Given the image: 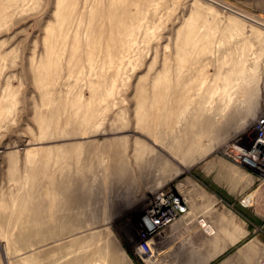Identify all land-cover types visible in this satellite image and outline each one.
I'll use <instances>...</instances> for the list:
<instances>
[{"label": "rangeland", "instance_id": "374dc122", "mask_svg": "<svg viewBox=\"0 0 264 264\" xmlns=\"http://www.w3.org/2000/svg\"><path fill=\"white\" fill-rule=\"evenodd\" d=\"M263 107L264 29L204 0H0V264H144L155 192Z\"/></svg>", "mask_w": 264, "mask_h": 264}, {"label": "crops", "instance_id": "0c3cea01", "mask_svg": "<svg viewBox=\"0 0 264 264\" xmlns=\"http://www.w3.org/2000/svg\"><path fill=\"white\" fill-rule=\"evenodd\" d=\"M225 1L235 9L264 17V0ZM252 49L248 40L236 48L242 60ZM203 150L187 152L188 160L196 157L195 161L180 164L170 177L167 188L186 197L187 210L138 241L144 264H260L264 255V178L221 148Z\"/></svg>", "mask_w": 264, "mask_h": 264}, {"label": "built area", "instance_id": "2783aa9c", "mask_svg": "<svg viewBox=\"0 0 264 264\" xmlns=\"http://www.w3.org/2000/svg\"><path fill=\"white\" fill-rule=\"evenodd\" d=\"M221 150L259 178H264V107L252 121L251 130L229 141ZM186 210L184 195L170 188H160L139 218L140 237L148 238L173 223ZM260 264H264V255Z\"/></svg>", "mask_w": 264, "mask_h": 264}, {"label": "water", "instance_id": "95a60500", "mask_svg": "<svg viewBox=\"0 0 264 264\" xmlns=\"http://www.w3.org/2000/svg\"><path fill=\"white\" fill-rule=\"evenodd\" d=\"M208 1L214 3L219 8H221V9H223L225 11L231 12V13H233V14H235V15L243 18V19H246V20H248L250 22H253L256 25H259L260 27L264 28V22H262V21H260V20H258L256 18H254V17H251L248 14H245V13H243V12H241V11L233 8V7H230V6H228V5L224 4V3H221L219 1H214V0H208Z\"/></svg>", "mask_w": 264, "mask_h": 264}, {"label": "bare ground", "instance_id": "6f19581e", "mask_svg": "<svg viewBox=\"0 0 264 264\" xmlns=\"http://www.w3.org/2000/svg\"><path fill=\"white\" fill-rule=\"evenodd\" d=\"M204 1H206V2H208L209 4H212L213 6H215V7H218L217 5H215L214 3H212V2H210V1H208V0H204ZM214 1H216V0H214ZM228 12V11H227ZM231 13V12H230ZM233 14V13H232ZM234 16H235V14H234ZM236 17H238L239 18V16H237L236 15ZM240 19H241V17H240ZM242 20H243V18H242ZM244 20H246V19H244ZM246 21H248V20H246ZM248 22H250V21H248ZM250 23H253V22H250ZM254 24V26H259V25H256L255 23H253ZM260 28H262V27H260ZM262 29H264V28H262Z\"/></svg>", "mask_w": 264, "mask_h": 264}]
</instances>
